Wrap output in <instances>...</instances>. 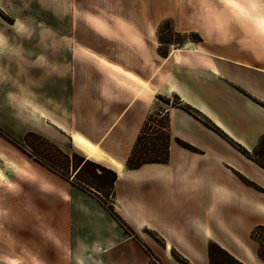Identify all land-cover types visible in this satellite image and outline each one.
Returning a JSON list of instances; mask_svg holds the SVG:
<instances>
[{"label":"crops","instance_id":"obj_1","mask_svg":"<svg viewBox=\"0 0 264 264\" xmlns=\"http://www.w3.org/2000/svg\"><path fill=\"white\" fill-rule=\"evenodd\" d=\"M119 3L120 12L112 11L105 30L96 23L95 29L117 45L122 64L85 48L89 58H69L74 72L89 71L94 82L83 84L77 72L69 103L58 102L69 115L63 136L69 134L88 156L75 138L94 145L99 155L89 157L117 172L116 212L164 263L186 264L170 257L176 251L187 264H210L209 245L216 243L244 264H264L251 236L264 225V168L180 105L165 109L172 134L168 161L125 166L159 95H177L247 149L258 145L264 134V0H234L238 6L221 0H112L108 6L118 11ZM166 19L176 31L201 40L160 57L154 43ZM131 56H136L133 65ZM42 69L35 85L47 86L53 77L58 88L64 84L49 66ZM177 138L199 151L181 146ZM69 196L68 202L53 201L51 210L43 201L40 209L53 236L63 228V251L71 264H112L113 256L128 264L148 261L96 197L79 188Z\"/></svg>","mask_w":264,"mask_h":264},{"label":"rangeland","instance_id":"obj_2","mask_svg":"<svg viewBox=\"0 0 264 264\" xmlns=\"http://www.w3.org/2000/svg\"><path fill=\"white\" fill-rule=\"evenodd\" d=\"M111 2L0 0V264H42L41 261L71 264L69 255L63 251V228L53 236L50 225H46L47 216L41 214L40 203H49L51 210L53 201H62L64 197L68 202L69 194L77 188L94 197L103 196L83 182L97 180L92 173L95 165H86L79 174L80 165H76L84 155L91 161L100 159L89 157L75 146L69 134L63 136V123L69 120V115H65L66 110H59L58 102L69 103L77 72L81 73L83 84L91 82V78L94 82L89 71L77 68L74 72L69 61L71 56L89 58L83 48L121 66V59L116 56L117 45L95 29L96 23L104 31L108 18L112 19V11L120 12L121 4L116 11L114 6H108ZM119 38L115 40L118 42ZM190 41H198L197 35L176 31L166 19L157 28L154 44L158 55L164 57L161 53L167 56L174 49L188 47L186 43ZM130 58L133 65L136 56ZM61 61L57 71L56 63ZM46 66L52 75L65 80L62 86L54 85V77L47 86L46 82L42 87L35 85V82L40 85L42 68ZM49 85L53 88L48 89ZM167 97L157 96L151 113L164 112L169 105ZM168 98L170 102L178 101L174 94ZM158 118L162 123L164 115ZM162 135L163 132L153 134L151 139ZM99 146L104 149L103 145ZM102 192L108 196L107 201H112L107 190ZM125 232L140 246L144 255L139 251V256L148 260L144 264H166L135 231L134 235ZM148 233L160 241L156 234ZM260 240L264 251V233ZM170 257L180 262L182 256L173 251ZM112 264L128 263L117 261L113 256Z\"/></svg>","mask_w":264,"mask_h":264},{"label":"trees","instance_id":"obj_3","mask_svg":"<svg viewBox=\"0 0 264 264\" xmlns=\"http://www.w3.org/2000/svg\"><path fill=\"white\" fill-rule=\"evenodd\" d=\"M197 36L198 40H201V38ZM162 55L166 56L165 53H161ZM159 97V96H158ZM178 101L170 102L169 98L167 97V103L176 106L180 105L184 110H186L188 113L193 115L195 118L200 120L204 125L211 128L218 134H220L222 137L227 139L236 149H238L241 153L246 155L247 157L254 160L258 165H260L262 168H264V134L261 136L258 145L253 148L252 150L247 149L240 143L236 142L232 138H230L226 133H224L218 126H216L208 117H206L203 113H201L198 109L192 107L189 104H182L180 98L175 95ZM163 114L164 120L162 123H159V116ZM163 135L158 136L156 138L151 139V135L153 134H159L162 133ZM172 140V134L170 131V122H169V116L166 111L159 110L157 112L150 113L148 117L146 118L141 131L137 137L136 143L130 153V155L127 157V160L125 162V166L130 169L138 168L146 163H165L169 159V147ZM176 141L183 147L192 150V151H199V149L192 144L181 140L179 138L176 139ZM69 159V155L66 156ZM88 158V157H87ZM85 156H81V160L76 163V165L79 166L78 174L81 172L83 168L86 167L88 164H94L95 168L93 170L94 177L97 178V180L86 182L83 180V182L93 189L97 190L101 193L103 196H96L100 204L116 219V221L130 234L134 235V231L132 228L128 225V223L116 212L112 201H107L108 196L104 195L102 190H107L110 198H114L115 195V182L117 180V172L113 169L106 167L105 165L95 163L93 161L100 162L98 160H93ZM102 163V162H101ZM100 170V172H98ZM58 171V170H54ZM62 176L64 174L60 173ZM65 178V177H64ZM80 179V177H78ZM242 180L259 190H262V188L254 183L253 181L245 178L241 175ZM81 180V179H80ZM264 233V225H258L256 226L251 236L258 241L259 243V249H258V255L260 258L264 259V251L262 250V241L260 240L261 234ZM136 236V235H135ZM179 259V258H178ZM182 263H188V260L185 257H181L179 259ZM209 260L210 264H244L240 260H238L236 257L228 253L226 250H224L222 247H220L216 243H210L209 245Z\"/></svg>","mask_w":264,"mask_h":264},{"label":"bare ground","instance_id":"obj_4","mask_svg":"<svg viewBox=\"0 0 264 264\" xmlns=\"http://www.w3.org/2000/svg\"><path fill=\"white\" fill-rule=\"evenodd\" d=\"M75 142L81 146L83 149H85L88 153L89 156H98L99 153L96 149V147L92 144H90L89 142L84 143V140L82 138H75ZM89 145H91V147H89Z\"/></svg>","mask_w":264,"mask_h":264},{"label":"snow or ice","instance_id":"obj_5","mask_svg":"<svg viewBox=\"0 0 264 264\" xmlns=\"http://www.w3.org/2000/svg\"><path fill=\"white\" fill-rule=\"evenodd\" d=\"M222 3L230 6H238L234 3V0H221ZM245 3L248 2V0H244ZM119 71V69H117ZM132 79H136L135 77H132ZM79 139V138H78ZM84 143H87V141H84ZM91 147V145H89Z\"/></svg>","mask_w":264,"mask_h":264}]
</instances>
